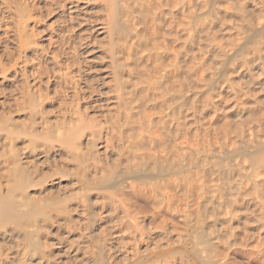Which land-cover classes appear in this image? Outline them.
Here are the masks:
<instances>
[{
  "label": "rangeland",
  "instance_id": "374dc122",
  "mask_svg": "<svg viewBox=\"0 0 264 264\" xmlns=\"http://www.w3.org/2000/svg\"><path fill=\"white\" fill-rule=\"evenodd\" d=\"M21 1L0 0V194L14 175L13 145L27 174L20 190L45 208L34 234L44 250L31 257L23 231L2 220L0 264H194L185 210L216 235L219 259L264 264V0H149L153 12L142 24L129 10L132 30L158 36L162 64L186 96L184 128L169 147L158 127L149 131L161 146L147 152L179 144L192 165L165 177L173 183L161 188L169 199L162 204L146 199L135 177L103 184L127 164L112 1L23 0L24 18ZM199 11L206 13L192 20ZM150 42L140 55L150 53L142 67L154 79ZM142 112L148 120L166 109L148 104ZM213 152L224 156L198 158Z\"/></svg>",
  "mask_w": 264,
  "mask_h": 264
},
{
  "label": "bare ground",
  "instance_id": "6f19581e",
  "mask_svg": "<svg viewBox=\"0 0 264 264\" xmlns=\"http://www.w3.org/2000/svg\"><path fill=\"white\" fill-rule=\"evenodd\" d=\"M22 1L20 3H23ZM111 1H112L111 3L112 14L114 17L112 23L114 70L121 90L119 104H122V106L120 107H123L125 111L124 114L125 125L123 122V126H125V130H126L125 136L128 139L127 142H125L126 146L124 147V151L126 153L125 161L127 163L124 166L126 168L116 169L110 172V174H107L106 176L108 178L104 179L103 181L104 188L120 186L123 184L126 178L135 177L141 180L142 184L144 185L142 188H140V192H142L141 189H144L143 192L145 193V195L146 194L148 195V197L146 196L145 198L148 199L152 204H162L164 200L166 202H168L167 200H169L168 197L166 198L167 199L166 200L165 199L166 194H163V190L166 188L164 187V185L167 186L166 183H170V182L173 183V181L170 180V178H165V177L168 176L170 173L176 174V172H182L186 170L190 171L192 165L188 163L189 160L188 153L186 155L185 151L182 152L181 150L183 149V146L179 144H175V147L170 148L168 154H163L159 150H153L152 152H147V148L150 146H154V148L161 146V142L160 144H158L157 142L158 137L152 136V134L149 131L154 126L158 127L161 132L160 135L163 137L162 146L163 145L168 146V144L173 141L174 136L179 135L182 129L184 128L181 117H182V111L184 110L185 107L186 96L183 94L182 90H178L177 86L175 87V85H173L168 69L166 68V66L162 64L164 62L163 60L164 58L162 56L163 53L160 52L161 48L159 47V44L158 43H156L157 45L155 44L158 36L154 34L155 36H152V38H148L144 36L141 31H134L131 28V24L128 16L129 10L132 9V11L137 12L138 15L136 17V22L142 24V20L144 21L145 18L144 16L149 14L150 13L149 11H151L150 10V7L152 8V6H150L151 0L150 2L149 0H111ZM24 3L20 7L18 6L19 7L18 13L21 18L27 16L26 14L28 12V9L26 10V8L28 7H26ZM206 4H210V1ZM204 7L205 5L203 6V9ZM205 13L201 12L199 14H194V15H192L191 13L190 14L192 16L191 19L196 20L201 15L203 16V14ZM138 25L140 26V24ZM140 29H142V27H140ZM22 30H21L22 33L20 34L21 42L22 43L28 42L30 34H28V31H26V28L25 30L24 29ZM251 36L252 33L247 35L244 39V42L247 41ZM150 41L152 42L154 41L153 42L154 46H152V49H150L149 52H151V54L152 53L155 54V62H156L155 66L157 68V73L155 74L157 75V77L154 76L156 77V78L153 77L154 79H151L152 76H150L151 78L147 77L148 75L145 73L144 67L146 69L147 68L146 66L148 65L145 64V66L142 67L144 65L145 59L149 58L150 53L149 55H143V54L140 55L141 49H148L149 47L151 48V46H149L152 45ZM241 45H243V43L237 46L235 45L236 47L234 48L233 51L237 53ZM229 58L230 55L227 54L223 58V62H226ZM146 62L148 61L146 60ZM219 72L220 71L214 73L212 72L213 74L212 73H211L212 75L210 74L212 76L211 79L215 80L218 77ZM148 104H153L155 108L157 109L159 108V110L166 109V112L161 114L160 113L155 114L152 116V118L146 120L147 117L146 116L144 117L142 111H143V107ZM179 112H181V114L180 115L178 114V116H176V114ZM253 146H255V144ZM8 147L10 148L11 157H12L11 158L12 160L9 162L10 165L9 167L13 168L12 172H14L13 173L14 175H11L12 173L8 172L11 171L9 170L10 168L8 170L7 169L5 170L6 172L11 173L10 175L12 176V178L11 179L8 178L6 180L7 177L6 175H4L6 177L4 179L7 181V183L4 184V185L7 184L6 185L7 191L5 196H2L0 194V219H1L0 222L2 220L5 221L6 219L12 220V222H14L18 227L15 228L19 231L20 230L23 231L24 238L26 241V246L23 247L32 250V251L30 250L33 253L31 257L33 256L37 257L38 255L40 256V253L36 255V253L34 252L35 251L37 252L40 249L42 250L44 246L43 248H41L42 247L41 242L38 240V238H36L37 234L35 232L39 230L38 222L41 221V220L38 221L39 219L38 217L40 215L44 216L43 214L45 213L42 211H44L45 208L42 209L43 208L41 205L42 203L41 204L38 203L40 199L36 201L35 200L36 198L34 199L33 197L32 200L29 195L24 193L23 189L20 190L21 188L24 187L23 184H26L27 182V174L26 171L23 170L24 168L20 163L18 153L15 152L16 147L14 148L13 145ZM220 156L223 157L224 154L220 155L219 153L215 154V152H213L211 154H203V153L199 154L198 158L200 157L199 159L203 158L205 160L207 159L209 160V158H218ZM78 161H81V159ZM136 184L138 183L136 182ZM21 185H23V187H21ZM188 186L190 187V184H188ZM188 186L186 187L192 190V188L191 187L189 188ZM163 187L164 189L161 191V188ZM0 188L2 187L0 186ZM187 188L185 189L186 191ZM231 190H234L233 187ZM139 198L143 199L141 197ZM146 199L145 201H147ZM57 200L55 198V201ZM44 202L43 205H45ZM185 211L187 212V210ZM186 212H183L180 216L183 222L190 228L191 231L190 244H191L192 254L195 258L194 264H229L230 262L228 263L227 261H225L224 260L225 258L219 259L217 256L218 251L216 249V243H218V241L216 242V238H217L216 235L212 232H210L209 234L203 232L200 223L196 221V218L195 219L193 218L194 215L191 216ZM22 223L23 224L25 223V226L23 228L19 227L23 225ZM19 231L18 233H20ZM34 234H36V237H34ZM219 241L221 242V239ZM23 254H24L23 257H25L27 253H23ZM38 258L37 260H39ZM40 258L42 257L40 256ZM31 259L33 260V258ZM20 264H25V263L23 260H21ZM98 264H102V262H99Z\"/></svg>",
  "mask_w": 264,
  "mask_h": 264
}]
</instances>
